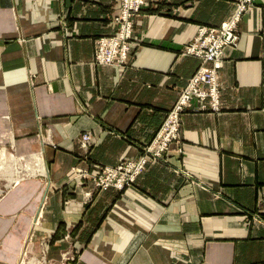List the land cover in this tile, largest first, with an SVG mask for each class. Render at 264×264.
I'll list each match as a JSON object with an SVG mask.
<instances>
[{
	"label": "crops",
	"instance_id": "0c3cea01",
	"mask_svg": "<svg viewBox=\"0 0 264 264\" xmlns=\"http://www.w3.org/2000/svg\"><path fill=\"white\" fill-rule=\"evenodd\" d=\"M240 1L147 0L117 68L94 61L120 0H0V264H264V0L225 49L221 110L186 113L165 163L91 199L72 181L143 155L201 65L184 48Z\"/></svg>",
	"mask_w": 264,
	"mask_h": 264
},
{
	"label": "built area",
	"instance_id": "2783aa9c",
	"mask_svg": "<svg viewBox=\"0 0 264 264\" xmlns=\"http://www.w3.org/2000/svg\"><path fill=\"white\" fill-rule=\"evenodd\" d=\"M253 2L240 1L229 20L217 27H201L194 41L185 47L183 55L198 58L201 66L182 90L176 104L167 114L154 139L144 147L143 155L138 160L124 161L114 167L74 170L72 181L76 186L83 188L92 184L85 198L91 199L93 190L130 188L149 164L165 163V155L171 146L180 141L182 119L186 113L221 110L220 70L223 68L225 49L238 48V26L244 14L251 10ZM148 6L147 0H120L119 14L114 18L118 31L97 41L95 66L119 68L126 65L134 44V19ZM90 140V135L83 138L85 143Z\"/></svg>",
	"mask_w": 264,
	"mask_h": 264
},
{
	"label": "rangeland",
	"instance_id": "374dc122",
	"mask_svg": "<svg viewBox=\"0 0 264 264\" xmlns=\"http://www.w3.org/2000/svg\"><path fill=\"white\" fill-rule=\"evenodd\" d=\"M135 20V19H134ZM185 49V48H184ZM184 51V50H183ZM182 55H183V52H182ZM184 56V55H183ZM201 66V65H200ZM200 68V67H199ZM198 68V69H199ZM198 71V70H197ZM196 71V72H197ZM221 71V70H220ZM195 72V73H196ZM193 77V76H192ZM191 77V78H192ZM190 78V79H191ZM189 82V81H188ZM172 110V109H171ZM170 110V111H171ZM169 111V112H170ZM168 112V113H169ZM193 113V112H192ZM159 130V129H158ZM8 157V155H6L5 156V158H7ZM10 157V156H9ZM165 158H166V155H165ZM11 160V159H10ZM10 160H8L9 162H13V161H10ZM26 160L24 159V162L23 161H21V162H23V164L24 165H26L28 162H25ZM5 163V161H4V155L3 156H1V154H0V166L2 165V164H4ZM6 164H7V161H6ZM23 164L22 163H20V164H17V168H20V169H22L21 167H20V165H22L23 166ZM28 171V170H27ZM25 174H28V172H25ZM36 174H40V172L39 173H37L36 172ZM74 177V176H73ZM8 179H7V174H5V176H3L2 175V173L0 172V190H2V192L0 193V198H2L3 196H5L7 193H8V191H10L9 189H7V186H8ZM87 187V186H86ZM83 188H85V187H83ZM131 188V187H130ZM91 189H92V187H91ZM127 189H129V188H127ZM117 190V189H116ZM126 189H124V190H118V191H120V192H123V191H125ZM88 191L89 190H87V191H85L84 192V196L86 195V193H88ZM93 194V193H92ZM40 224V223H39ZM77 256H78V252H68V253H64L63 254V258H62V261H60L59 262V264H75L76 263V261H77ZM34 258V256H28L27 255V261H31V258ZM41 261L39 262V263H41L42 261L44 262L45 261V259H46V254H45V249H43L42 250V257H41ZM27 264H29L28 262H27ZM47 264H55V263H51V262H49V263H47Z\"/></svg>",
	"mask_w": 264,
	"mask_h": 264
},
{
	"label": "bare ground",
	"instance_id": "6f19581e",
	"mask_svg": "<svg viewBox=\"0 0 264 264\" xmlns=\"http://www.w3.org/2000/svg\"><path fill=\"white\" fill-rule=\"evenodd\" d=\"M6 153V152H5ZM5 156L6 155H4V158H5ZM44 157V156H43ZM42 156L40 157H38V159H37V162L39 163V172H40V174L44 177V178H48V170H47V166H46V163H45V161H44V158H43ZM17 161H20V160H18V159H16ZM24 162V161H23ZM24 165V164H23ZM35 173L36 172H33V174H32V176L31 177H35ZM30 178V177H29ZM27 179V178H26ZM20 182L21 181H17V185L18 184H20ZM42 212V211H41ZM40 216H39V219H38V221H37V223L39 224L40 223ZM26 254H27V250H26ZM26 254L24 255L25 257H26ZM24 257V258H25ZM24 258H23V260H24Z\"/></svg>",
	"mask_w": 264,
	"mask_h": 264
}]
</instances>
